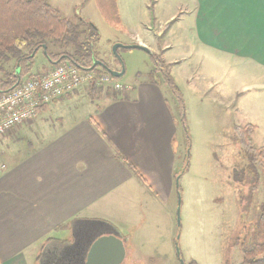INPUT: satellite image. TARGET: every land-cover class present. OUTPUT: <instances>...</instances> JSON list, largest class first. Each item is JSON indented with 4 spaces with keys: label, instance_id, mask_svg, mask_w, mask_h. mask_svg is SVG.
Masks as SVG:
<instances>
[{
    "label": "crops",
    "instance_id": "crops-1",
    "mask_svg": "<svg viewBox=\"0 0 264 264\" xmlns=\"http://www.w3.org/2000/svg\"><path fill=\"white\" fill-rule=\"evenodd\" d=\"M150 4L133 14L149 36L132 43L169 65L187 118L249 119L253 145L264 146V0ZM148 74L121 91L85 84L0 139V264H50L67 249L84 264L111 234L125 250L120 264L129 251L161 253L162 237L172 255L179 122L168 88Z\"/></svg>",
    "mask_w": 264,
    "mask_h": 264
},
{
    "label": "rangeland",
    "instance_id": "rangeland-1",
    "mask_svg": "<svg viewBox=\"0 0 264 264\" xmlns=\"http://www.w3.org/2000/svg\"><path fill=\"white\" fill-rule=\"evenodd\" d=\"M47 1L74 23H88L80 28L84 30L83 38L93 30L99 33V39L89 40L91 51L98 61H103L114 71L125 69L124 74L116 78L125 89L154 69L153 60L146 50L121 46L114 51L118 44H134L132 38L136 42L147 39V31L133 22V14L138 5L145 7L146 3H151L150 0H117L118 19H106L96 0ZM179 1L174 0V6H179ZM46 42V50L52 53L73 54L75 51L73 43L51 38H47ZM33 62L31 72L45 71L54 65L48 64L42 48L37 51ZM14 65L15 61L12 60L5 67L12 70ZM193 68L195 70L197 66ZM167 88L170 103L174 105L171 90ZM194 111L198 113V109ZM190 116L192 119H187L191 135L190 149L180 123L175 140L179 170L173 190V194L177 193V206L172 255L169 253V241L162 237L164 250L161 253L156 248L133 253L129 251L130 258L125 264L243 263L239 244L244 238L254 236L253 225L264 202L262 170L249 164L243 148L234 137V128L246 126L244 123L249 119H194L192 114ZM253 134L252 144L255 138ZM177 187L181 191L176 192ZM124 233L131 239L129 247L132 249L134 238L131 231ZM237 236L239 242L236 241ZM68 237L70 234H65L63 238Z\"/></svg>",
    "mask_w": 264,
    "mask_h": 264
},
{
    "label": "trees",
    "instance_id": "trees-1",
    "mask_svg": "<svg viewBox=\"0 0 264 264\" xmlns=\"http://www.w3.org/2000/svg\"><path fill=\"white\" fill-rule=\"evenodd\" d=\"M96 3L106 19H118L117 0H96ZM153 7L154 0H151V11H153ZM83 24L88 23L84 21L74 23L64 17L47 0H0V92L11 90L25 75L31 72L37 51L41 49L42 45L47 47V38L73 43L75 47L73 54L52 53L47 50L48 57L57 60L58 63L71 62L81 69H89L94 64V58L97 59L91 51L89 40L99 39V33L93 30L90 35L83 38L84 30H80ZM89 26L93 27L90 24ZM26 49L28 50L26 51ZM148 53L154 63V69L149 72L148 77L155 83L166 85L171 90L176 105V120L183 127L188 149H190L191 135L183 93L171 74L169 65L159 55L151 51ZM12 60L15 61L12 70L6 69L5 64ZM105 65L106 68H110L106 63ZM98 68L100 67L96 65L94 69ZM102 69L105 70V68ZM18 70H20L19 74ZM102 88L103 86L100 87V89ZM255 128L256 126L253 124H247L242 128L236 126L234 137L243 148L249 164L254 168L258 166L261 168L264 179V146L255 147L251 139ZM186 166L184 170H186ZM179 191H181L180 187ZM255 229L254 242L247 248L242 243L244 263L264 264V202L255 221ZM251 251L252 255H250Z\"/></svg>",
    "mask_w": 264,
    "mask_h": 264
},
{
    "label": "built area",
    "instance_id": "built-area-1",
    "mask_svg": "<svg viewBox=\"0 0 264 264\" xmlns=\"http://www.w3.org/2000/svg\"><path fill=\"white\" fill-rule=\"evenodd\" d=\"M85 84L112 85L118 91L124 88L107 71L84 70L71 62L56 63L48 70L28 73L11 90L0 92V139L22 123L34 119L38 108ZM5 167L0 163V173Z\"/></svg>",
    "mask_w": 264,
    "mask_h": 264
},
{
    "label": "water",
    "instance_id": "water-1",
    "mask_svg": "<svg viewBox=\"0 0 264 264\" xmlns=\"http://www.w3.org/2000/svg\"><path fill=\"white\" fill-rule=\"evenodd\" d=\"M121 46L125 48H139L142 50H146L147 52L150 51L146 46L136 43L127 45L118 44L114 48V51L116 52L117 48ZM43 48L45 49L46 45H44ZM96 64L103 65L101 61H98L94 58V64L87 70H93ZM106 71L110 73L114 78H118L124 74L125 69L123 68L122 71H114L111 68H106ZM19 72L20 70H18V73ZM122 246L123 245L121 240L117 239L113 234L97 239L91 246L89 253L90 260L88 261V264H99L98 260H100V264L104 262V264H120L125 257V250ZM182 264H184V262H182Z\"/></svg>",
    "mask_w": 264,
    "mask_h": 264
},
{
    "label": "flooded vegetation",
    "instance_id": "flooded-vegetation-1",
    "mask_svg": "<svg viewBox=\"0 0 264 264\" xmlns=\"http://www.w3.org/2000/svg\"><path fill=\"white\" fill-rule=\"evenodd\" d=\"M43 46L44 45H42V49L44 50V53H45V55H46V58H47V62H48V64H56V63H58V61L57 60H54V59H52L51 57H48L47 56V54H48V52H47V50H46V48L44 49L43 48ZM33 65H34V63H33ZM99 66V65H98ZM100 68H101V66H99ZM19 74V73H18ZM17 74V75H18ZM256 221V220H255ZM254 226V236H248V237H246V238H244L243 240H242V242L239 244V246H240V248H241V250H242V243H244L245 245V247L247 248V246H249V245H251L253 242H254V239H255V237H256V229H255V224L253 225ZM101 230H103V229H99V232L101 231ZM112 231V230H111ZM97 230H95V231H92V234L93 235H95L96 233H99ZM111 233V232H110ZM91 236L92 235H87L85 238H84V240H83V243L81 244V246H83V247H87V245H88V243L90 242L89 240H90V238H91ZM236 241L237 242H239V239H238V236L236 237ZM244 247V248H245ZM242 255H243V250H242ZM250 255H252V251L250 252ZM48 259H49V256L47 255L46 256V261L47 262H49L48 261ZM75 259V260H74ZM46 262V263H47ZM86 263V262H85ZM84 263V264H85ZM50 264H82V262L80 261V257L78 256L77 258H74V251H73V249H67L66 251H62L61 253H60V256H58L57 257V260L54 262V263H50ZM86 264H88V262L86 263ZM242 264H250V263H244V257H243V263Z\"/></svg>",
    "mask_w": 264,
    "mask_h": 264
},
{
    "label": "bare ground",
    "instance_id": "bare-ground-1",
    "mask_svg": "<svg viewBox=\"0 0 264 264\" xmlns=\"http://www.w3.org/2000/svg\"><path fill=\"white\" fill-rule=\"evenodd\" d=\"M102 62V61H101ZM102 64L105 66H103V65H99V64H96V65H99V66H101L102 68H105V70H106V65H105V63L104 62H102ZM95 65V66H96ZM98 70H102L101 68H98ZM104 69L102 70V71H105ZM80 250V249H79Z\"/></svg>",
    "mask_w": 264,
    "mask_h": 264
}]
</instances>
